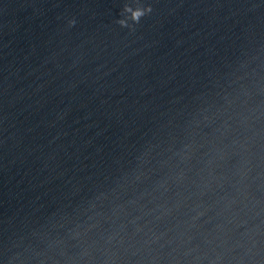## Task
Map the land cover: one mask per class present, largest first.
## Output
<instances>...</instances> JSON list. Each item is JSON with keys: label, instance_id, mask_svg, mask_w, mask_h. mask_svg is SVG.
Segmentation results:
<instances>
[{"label": "water", "instance_id": "water-1", "mask_svg": "<svg viewBox=\"0 0 264 264\" xmlns=\"http://www.w3.org/2000/svg\"><path fill=\"white\" fill-rule=\"evenodd\" d=\"M0 264H264V0H0Z\"/></svg>", "mask_w": 264, "mask_h": 264}, {"label": "clouds", "instance_id": "clouds-1", "mask_svg": "<svg viewBox=\"0 0 264 264\" xmlns=\"http://www.w3.org/2000/svg\"><path fill=\"white\" fill-rule=\"evenodd\" d=\"M141 15H143V13L140 12V11H137V12H135V13L133 14V18H134V19H138ZM122 23H123V22H122Z\"/></svg>", "mask_w": 264, "mask_h": 264}]
</instances>
